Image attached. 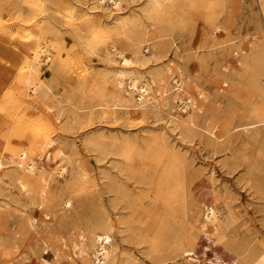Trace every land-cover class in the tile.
<instances>
[{"label":"rangeland","instance_id":"obj_1","mask_svg":"<svg viewBox=\"0 0 264 264\" xmlns=\"http://www.w3.org/2000/svg\"><path fill=\"white\" fill-rule=\"evenodd\" d=\"M89 1L0 0V27L34 29L52 58L27 86L12 70L15 54L4 41L22 42L0 39V47L11 50L0 61V161L9 163L21 149L41 154L40 145L52 137L70 164L64 162L61 178L52 171L47 191L54 198L49 194L45 206L35 196L38 176L27 178L30 194H20L14 182L5 184L15 172L5 163L0 264H67L44 248L66 255L79 241L88 254L75 260L89 263L97 251L94 236L108 225L113 264H239L264 252V81L252 62L264 38L263 0H200L192 8L174 0L162 28L148 23L152 59L140 70L164 74L169 66L180 67L195 84L186 112L171 100L163 113L165 119L173 116L176 129L170 122L156 123L151 113L132 116L128 124L121 112L105 108L116 119H101L97 104L106 101L94 89V72L80 44L91 27L106 31L109 22L88 9ZM64 4L75 7L78 20L65 18ZM140 9L137 2L123 4L119 14L130 17ZM124 35L106 36L104 46L110 52L114 44L136 50L137 35L131 42ZM61 59L65 65L58 67ZM104 59L95 63L112 68ZM47 80L52 89L44 95ZM247 128L253 132L245 133ZM212 130L219 139L209 140ZM209 209L218 212V225L209 222Z\"/></svg>","mask_w":264,"mask_h":264},{"label":"bare ground","instance_id":"obj_2","mask_svg":"<svg viewBox=\"0 0 264 264\" xmlns=\"http://www.w3.org/2000/svg\"><path fill=\"white\" fill-rule=\"evenodd\" d=\"M136 2L139 3L141 9L140 11L136 12L134 16L132 13L130 17H126V16L123 17V15L119 14L123 4H134ZM173 2L174 0H90L89 1V4L87 5L89 7L88 9L92 11V13L95 14L98 13L101 14V16L107 17L106 20L108 19L109 22V23H107L106 21L104 22L107 24V27H109V29H106V31L103 29L104 30L102 31L103 33L100 32V30L97 31V29H99L100 26L96 28L95 31H91L92 29H94L93 27H91L92 29L91 30L89 29V31L93 33L89 37L81 36V44H80L82 52L89 57L90 62L86 64V66L89 69H91V73L92 70L94 72V80H93L94 89H97L96 91H98L99 93L98 97L100 101H104V100L106 101L104 102V104L103 103L97 104V106L103 109V111H101L102 113L101 119H103L104 122H109L116 119V117L114 116H108L105 114L104 109L111 108V110H115V112L117 113L121 112L122 115H124L125 119L127 118L126 121L129 122L128 124H130L133 121L132 116H135L134 120H137L138 117L145 118L148 116V114L151 113L154 116V118L152 119H154L156 123L159 121H165L166 123L170 122L173 126L172 128L176 129L177 126L175 125V120L173 116L170 115V118L165 119V116L163 114L166 111V109H169V102L171 100L174 103L178 102L180 110L185 112L193 104L194 98L192 95V90L195 88L194 86L195 84L193 80H191V78L187 75V73L183 71L180 67H177L175 65L177 68L174 70L172 67L169 66L164 74L163 73L155 74L153 72L146 73L142 71L143 67H145L148 64L151 58L150 56H148V54L150 53V48L149 47L147 48V45H149V39H147V25L148 23H150L154 27H157L158 25L160 27V25H162L165 21L164 16L167 13L166 12L167 4ZM198 2H200V0H184V3L189 8L196 7ZM42 3H45V1H42ZM64 5L65 7L61 9L62 12L64 13L65 18L68 20L76 19L78 16L75 7L66 4ZM106 6L108 7L111 6L113 11L111 10L106 12V10H103L106 9ZM261 8L264 14V0L261 3ZM85 14L86 15H84L83 17L85 18L87 16L89 17V14H87V12ZM81 19L83 20V18ZM88 28L90 27L88 26ZM100 29L102 30V28ZM136 29H139V31L138 30L136 31ZM111 34L117 36L125 34L124 36L127 35V39L128 38L130 39L129 42H131V39H134V36L137 35L139 44L136 50L134 51L131 50V48L129 49L128 47H124V46L119 48L116 44H114L112 45V51L110 52L108 48L104 46V43L106 42L104 39L107 38L106 36L111 37ZM2 37L4 39H11V38L14 39L15 37H18L20 39V43L22 42L21 44H17L12 41L9 42L4 41L8 45V47L13 49V51H11L8 47H3V46L0 47L3 50V55L0 56V61L2 58L5 59L6 57L9 56V51L15 54V56H13V61L11 62L12 70L16 71L19 74H22L21 75L22 78H24L27 86H29L32 82V77L35 74H40L43 64L45 63L47 64V62H50L52 60L51 56L46 52L45 46L43 45L44 43L41 44V38H42L41 35L37 34L34 31V29L31 28H24L19 32H12V30H10L9 28L2 26L0 27L1 40ZM112 55H114V57ZM102 56L103 58H105L104 61L105 60L106 62L109 61L108 63L112 65V68L106 69L105 67L104 69L102 66H99L95 63ZM156 58H160V57L157 56ZM158 60L159 59H157V61ZM252 62L254 67L260 72L261 78H263L262 80L264 81V38L256 46L255 55L252 58ZM64 63L65 61L63 59L59 60L57 62L58 67L59 64L65 65ZM140 68L142 69L140 70ZM61 69L62 67H60V70ZM91 73H89L88 76L90 75L92 77ZM98 80L102 81L101 86H97ZM50 82L51 80H47L48 86H46V89L43 91L44 95L48 94L47 91L49 92V90L52 89L51 86L49 85ZM106 89L109 90V95H107L105 91ZM262 89L263 90L260 93V97L264 102V88L262 87ZM61 114L62 112H59V116H61ZM250 125H254V124H250ZM251 132H253V128H247L245 130V133H251ZM210 134L211 136L209 137V140H213V137H215L214 131L213 130L210 131ZM215 139H219V138L215 137ZM98 140L99 139H97V141ZM56 144H57V140L55 138L49 137L40 145V149L42 150L41 154H32L29 151V149H21L18 150L16 154L11 155L8 158L9 163L8 162L5 163L12 165L13 170L15 172L10 176L11 178L10 181H8L5 184L11 186V181H12L14 182V186L18 187L20 194L28 195L30 194L31 191L28 188L29 183L27 178L38 176L40 184L38 188L35 190V196H37V198L39 197L41 199L42 204L44 205L45 202L47 201V198H49L48 197L49 194L51 198L52 197L54 198L53 193L52 196L51 193H48L47 191L49 184V177L51 176L53 170H55L56 172L54 177L56 176L60 178L63 177L68 167L67 165L64 164V162L67 160L64 159L66 158L67 154L63 149L57 148ZM93 145H96L98 147V145L95 143ZM93 145L91 146L93 147ZM123 153L127 155L126 151H124ZM102 158L104 159V157ZM68 162L69 161L67 160L66 163L68 164ZM5 163L0 161V188H3L1 187V184L3 182V178L7 176L4 173ZM86 178H87L86 174H81L80 181H84ZM59 194L60 193L58 192V195ZM0 202L3 201L0 200ZM50 202L52 201L50 200ZM48 204L45 206H48ZM65 205L67 207L72 206L71 202L69 201H67ZM6 206L7 204L2 205L0 203V212L3 209H5ZM207 218L210 223H213L215 225L219 224L220 221L219 214L218 212H216V210L209 209L207 213ZM112 229L113 227H110L108 225L107 231L103 232L102 234H95L93 242H94V247H97V251L92 255V258L90 259L91 261L85 264H113L112 261H110L112 257L110 247L112 246L113 243ZM46 244L48 243L46 242ZM83 244L84 243L82 241L73 243L72 246L70 247V253L66 255H64L60 249L57 250L54 249V247L51 248L50 245H48L47 248L46 247L44 248V252L49 253L50 256H52V258H54L58 263L66 260L69 261L67 264H80L75 259L76 258L84 259L88 254V252L84 249ZM63 245L64 247H68L65 243ZM12 262H13L12 260H7L5 264H13ZM42 264H48V263L43 262ZM239 264H264V252H262L261 254L258 253V255H254L248 262H242Z\"/></svg>","mask_w":264,"mask_h":264}]
</instances>
